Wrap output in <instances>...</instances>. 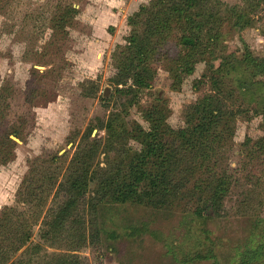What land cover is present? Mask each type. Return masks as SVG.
Listing matches in <instances>:
<instances>
[{"label":"rangeland","instance_id":"obj_1","mask_svg":"<svg viewBox=\"0 0 264 264\" xmlns=\"http://www.w3.org/2000/svg\"><path fill=\"white\" fill-rule=\"evenodd\" d=\"M145 1L149 4L151 0ZM219 1L246 12L251 26L242 31L225 30L219 45L212 42L208 51L209 37H205V44L192 53L200 60L193 65L192 74L181 77L178 86L171 71L175 57L181 53L177 40L185 26L177 23L171 27L152 62L155 76L151 87L142 89L134 107L122 114L120 105L131 95L115 90L117 70L112 56L136 28L142 4L125 11L123 0H0V90L6 87L14 93L4 122L26 121L21 140L10 137L16 143L14 159L0 166V264H57L56 257L64 260L67 255L80 257V264H211L191 261L193 255L206 249L213 250L214 264H235L233 253L256 239L257 232L251 225L254 220H264V207L257 206L264 189L261 77L256 78L262 85L256 87L254 98L240 92L229 101L235 118L213 166L230 177L219 211L209 208L203 214L206 219L193 218L195 203L191 198L169 210L117 204L99 192V176L94 174L90 179L93 170L85 167L88 186L78 198L70 222L58 229L54 241L41 238L45 220L66 201L65 186L79 169L76 159L81 156V148L99 140L93 166L101 168L110 167L113 159L120 157L126 169L141 151L137 141L128 139L114 148L108 145L106 149L111 152L107 157L103 150L106 133L94 126L118 113L127 129L139 125L147 130L145 113L161 97L166 123L180 130L185 127L188 107L214 94L212 67L221 63L215 56L240 58L246 47L253 56L264 58V0ZM217 5L212 3L209 10ZM203 7L204 3L199 12H204ZM69 8L76 13L68 12L66 26L62 27ZM212 32L218 33L215 26ZM211 50L216 55L208 56ZM239 75L233 72L225 79L224 88L232 87ZM52 157L58 158L55 166L48 164ZM203 175H208L204 168L196 172L190 184L203 179ZM51 176L56 179L53 186L49 185ZM41 184L46 186L42 188ZM28 191L45 201L32 207L23 204L22 194ZM29 211L36 212L30 219V238L15 252L18 246L9 239L7 216ZM11 224L15 225L14 219Z\"/></svg>","mask_w":264,"mask_h":264},{"label":"trees","instance_id":"obj_2","mask_svg":"<svg viewBox=\"0 0 264 264\" xmlns=\"http://www.w3.org/2000/svg\"><path fill=\"white\" fill-rule=\"evenodd\" d=\"M203 3L205 7L201 13L199 10ZM212 3L218 4L215 10H209ZM70 11L76 13V10L69 8L65 12L66 17L62 18V27L66 26L67 14ZM136 19V28L124 39L125 45H118L112 56L117 70L113 81L115 90L117 93L131 95L125 104L120 105L122 114L134 107L142 89L151 87L155 76L152 62L165 44L168 36L166 32L171 27L177 26V23L185 26L184 33L178 36L177 40L181 53L175 57V68L171 71L178 86L181 77L184 74H192L193 65L200 60L192 53L205 44V37H209L205 48L208 51V45L212 42L219 45L225 30L237 28L242 31L251 26L250 20L246 18V12L243 13L236 6L220 3L219 0H151L149 4L141 5L140 14ZM213 26L217 28L218 33L212 32ZM221 46L225 48L223 43ZM209 52L211 53L208 56L216 55L213 50ZM215 58L221 63L216 68L212 67L214 94L207 95L188 107L184 115V128L175 131L166 123L167 111L160 106L161 97L145 113L149 123L147 130L139 125L127 129L118 113H113L105 123L99 122L94 126L93 129L101 128L106 133L102 149L107 153V157L111 152L110 149H106L108 145L114 148L118 144H125L128 139L137 141L141 151L135 155L131 166L128 165L126 169L120 157L113 159L110 167L101 168L98 165L93 166L101 142L92 140L81 148L79 152L81 156L76 159L80 165L79 169L65 186L66 201L56 208L51 218L45 220L46 228L41 233L42 239L54 241L58 229L70 222L77 200L88 186L89 174L86 168L93 170L90 179H93L94 174L99 176V192L117 204H143L169 210L175 207V203L180 206L181 200L192 199L195 206L191 215L198 220L206 219L203 214L209 208L215 212L220 210L222 198L228 192L230 177L225 170L215 171L213 166L217 165L224 146L222 143L227 142V132L235 118V110L231 108L229 101L231 102L235 94L240 92L254 98L256 87L262 85L256 78H264V58L253 56L246 47L240 58L224 54ZM233 72L240 73L237 82L230 88H224L225 79L228 80ZM120 86L123 89H120ZM11 90L6 87L0 90V166L6 165L15 157L16 143L10 137L14 136L21 140L25 131V119L10 125L4 122L9 116L10 102L14 96ZM257 105L258 103L256 107ZM261 112L264 115V105ZM91 132L92 129L87 135L91 136ZM260 143L264 144V138ZM57 162L58 158L52 157L48 164L55 166ZM203 168L208 175H203V179L190 184V179H194L196 172ZM46 174H49L48 171ZM44 178L49 180L46 176ZM53 180L56 182L51 176L49 185L53 186ZM45 186L41 184L42 188ZM22 195L23 204L31 207L34 203L45 201L41 195L35 196L33 191ZM257 206L264 207V189ZM255 212L258 216L259 211ZM35 213L11 212L7 216L10 217L7 225L9 239H13L12 242L18 246L15 252L29 240L32 226L30 219ZM13 219L15 225L11 224ZM253 219H256V216ZM251 229L257 232V237L251 239L247 246L245 243L240 251L233 253V256L236 255L235 264H264V220H254ZM50 232L53 234L50 235ZM56 258L57 264H80L81 261L80 257L73 255H67L64 260ZM195 260L210 261L211 264L217 261L213 250L209 249L200 255H193L191 261Z\"/></svg>","mask_w":264,"mask_h":264},{"label":"crops","instance_id":"obj_3","mask_svg":"<svg viewBox=\"0 0 264 264\" xmlns=\"http://www.w3.org/2000/svg\"><path fill=\"white\" fill-rule=\"evenodd\" d=\"M124 2H121V4L124 6V10H133L135 7L139 6V5H143L146 3L145 0H127L125 2V0H123Z\"/></svg>","mask_w":264,"mask_h":264},{"label":"water","instance_id":"obj_4","mask_svg":"<svg viewBox=\"0 0 264 264\" xmlns=\"http://www.w3.org/2000/svg\"><path fill=\"white\" fill-rule=\"evenodd\" d=\"M16 142H18L17 140H15Z\"/></svg>","mask_w":264,"mask_h":264}]
</instances>
